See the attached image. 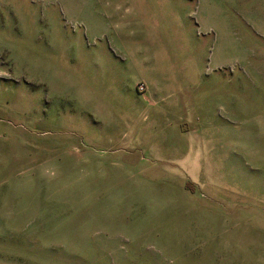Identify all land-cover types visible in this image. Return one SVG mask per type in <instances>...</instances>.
<instances>
[{"label":"rangeland","instance_id":"obj_1","mask_svg":"<svg viewBox=\"0 0 264 264\" xmlns=\"http://www.w3.org/2000/svg\"><path fill=\"white\" fill-rule=\"evenodd\" d=\"M0 264H264V0H0Z\"/></svg>","mask_w":264,"mask_h":264},{"label":"built area","instance_id":"obj_2","mask_svg":"<svg viewBox=\"0 0 264 264\" xmlns=\"http://www.w3.org/2000/svg\"><path fill=\"white\" fill-rule=\"evenodd\" d=\"M138 88L140 89V91H145L146 90V86L143 83H140L138 85Z\"/></svg>","mask_w":264,"mask_h":264}]
</instances>
